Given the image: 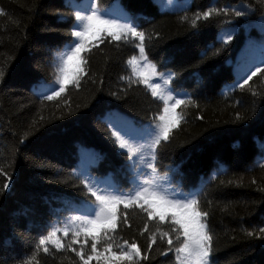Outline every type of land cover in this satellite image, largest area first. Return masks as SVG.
Listing matches in <instances>:
<instances>
[{
    "label": "trees",
    "instance_id": "1",
    "mask_svg": "<svg viewBox=\"0 0 264 264\" xmlns=\"http://www.w3.org/2000/svg\"><path fill=\"white\" fill-rule=\"evenodd\" d=\"M105 6L113 14L126 9L134 16L151 37L149 59L160 71L176 73L169 87L177 98L194 101L176 109L184 120L162 144L157 167L161 175L167 173L163 183L170 192L198 193L201 210L210 213L211 264H264V235H259L264 228V77L257 74L249 85L235 86L248 66H261L264 5L259 0H102ZM246 6L252 10L245 17L222 14L199 21L196 29L190 24L194 13L210 7ZM0 9V166L7 173L0 174V189L9 184L0 191V264H82L71 249L49 244L45 253L37 247L39 237L63 227L90 198L73 178L74 169L90 165L101 186L125 192L133 187L134 170L126 150L110 138L109 121L147 127L163 103L144 84L121 79L131 73L127 60L139 54L131 38L105 40L82 54L87 65L79 86L69 84L59 96L44 99L39 92L46 90L34 92L33 82L44 80L59 90L58 51L74 39L73 11L66 0H0ZM223 31L233 33L228 45L220 38ZM124 211L128 223L122 222V212L114 242H135L140 264H176L174 250L166 251L167 238L161 241L159 233L148 248L156 229L170 225L148 220L138 207ZM58 235L65 244L72 240L71 232ZM73 247L79 251L80 243ZM85 251L91 254L90 240ZM89 264L104 262L93 258Z\"/></svg>",
    "mask_w": 264,
    "mask_h": 264
},
{
    "label": "snow or ice",
    "instance_id": "2",
    "mask_svg": "<svg viewBox=\"0 0 264 264\" xmlns=\"http://www.w3.org/2000/svg\"><path fill=\"white\" fill-rule=\"evenodd\" d=\"M259 2L264 5V0ZM101 3L102 0L100 2L88 0L86 5H80L73 3L72 0H66V6L72 9L74 15L70 30V35L74 39L65 42L62 45L63 50L58 51L56 82L59 84V90H53L55 84L37 80L33 82L34 92L37 89H45L46 91H40L39 95L44 99L52 100L63 93L67 85L79 86L87 65L82 54L105 40L128 42L131 38L139 54L127 60L131 73L128 76H122L121 79L127 80L130 85L144 84L151 91V95L163 103V108L153 118V123L147 127L137 128L133 122L127 120L109 121L110 138L119 149L126 150L128 166L134 170L136 179L133 181V187L125 192L116 186H101L100 182L93 177L90 165L74 169L73 178L79 180L90 194V198L81 202L83 211L77 209L79 214L70 216L63 227L53 226L47 235H41L37 247H43L45 253L49 251V244L57 250L71 249L82 264H89L93 258L98 261L102 259L104 264H140L141 249L137 244L128 243V241L117 244L114 242L113 235L121 222L122 212V222L127 224V213L124 210L138 207L147 214L148 220L170 225L168 230L160 227L156 229V233L149 237V249L156 242L157 233H159L161 241L167 238L169 247L166 251L174 250L176 264H211L214 240L207 223L210 213L201 210L198 193L170 192L163 183L167 179V173L161 175L157 167L162 144L172 140L173 130L177 129L184 120L183 111L177 112L176 109L194 101L190 97L177 98L179 94L169 87L176 73L171 70L160 71L157 64L149 59L146 49L151 37L140 30L134 16L126 9L113 14L110 7H101ZM251 10V6H246L244 10L210 7L194 13L190 24L193 29H196L201 20L209 21L210 18L219 17L222 14L226 17L229 14L234 17H245ZM3 14V10L0 9V15ZM60 19L67 22L63 16ZM181 19L187 20L188 17ZM261 29L264 31V24H261ZM220 38L223 45H228L233 40V33L223 31ZM258 64L264 66V57L258 61ZM261 66L254 64L248 66L243 70L240 79L235 82V86L243 88L249 85V81L257 74L264 77V67ZM3 75L4 72L0 69V77ZM48 92H51V95H48ZM252 94L262 93L253 90ZM236 119L240 120L242 117L237 114ZM143 168L147 171H143ZM0 174L7 175L3 166H0ZM8 187V182H5L3 189ZM120 205H123V210L120 209ZM60 232L64 237L71 232L72 240L65 244L63 238L58 235ZM254 234L257 233H247L249 236ZM259 235H264V228L259 230ZM81 237L82 240L79 239ZM89 240L91 254L85 251V245L89 243ZM76 243H80L79 251L73 247ZM101 244H103L102 251L99 249ZM143 258L147 259V256Z\"/></svg>",
    "mask_w": 264,
    "mask_h": 264
}]
</instances>
